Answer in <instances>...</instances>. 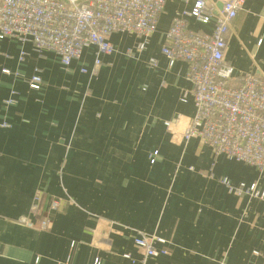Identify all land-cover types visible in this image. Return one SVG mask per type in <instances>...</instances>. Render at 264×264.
<instances>
[{
	"label": "crops",
	"instance_id": "0c3cea01",
	"mask_svg": "<svg viewBox=\"0 0 264 264\" xmlns=\"http://www.w3.org/2000/svg\"><path fill=\"white\" fill-rule=\"evenodd\" d=\"M196 2L167 0L146 40L112 35L116 52L96 75L93 47L64 69L50 51L0 41V264H141L139 235L166 242L156 248L168 254L147 264H264V200L220 182L264 189L259 171L175 135L194 115L192 85L187 64L171 66L162 48ZM185 20L194 32L215 26ZM225 57L235 75L264 77V0H245ZM35 70L39 90L28 83Z\"/></svg>",
	"mask_w": 264,
	"mask_h": 264
},
{
	"label": "built area",
	"instance_id": "2783aa9c",
	"mask_svg": "<svg viewBox=\"0 0 264 264\" xmlns=\"http://www.w3.org/2000/svg\"><path fill=\"white\" fill-rule=\"evenodd\" d=\"M166 3L167 0H0V41L10 38L22 45L30 44L38 54L50 51L64 69L81 60L84 51L93 47L96 52L91 73L96 75L102 65L101 56L116 52L110 41L112 35L127 33L150 38L158 32ZM244 3L245 0H197L191 11L173 20L165 33L162 54L171 66L178 61L187 64L186 78L192 85L188 94L194 115L183 131L175 135L183 142L199 139L217 156L225 155L256 168L264 179V77L235 75L225 57L231 23ZM186 17L203 25L214 21L212 33L191 31ZM26 56L22 51L20 61ZM150 64L156 67L157 61L152 59ZM82 72L88 73L85 69ZM3 73L11 71L4 69ZM28 83L33 90L41 89L39 70H35ZM13 102L14 98H9L6 104ZM182 102L187 103L188 99L184 97ZM165 125L171 127L170 122ZM220 182L239 197L264 200V189L258 183L234 186L227 178ZM39 201L37 197L34 212ZM60 205L55 200L52 209L58 210ZM41 226L46 228L48 222ZM165 243L156 236L139 235L135 245L143 253L141 264L167 255V250L156 248V244ZM93 264L103 261L97 257Z\"/></svg>",
	"mask_w": 264,
	"mask_h": 264
},
{
	"label": "water",
	"instance_id": "95a60500",
	"mask_svg": "<svg viewBox=\"0 0 264 264\" xmlns=\"http://www.w3.org/2000/svg\"><path fill=\"white\" fill-rule=\"evenodd\" d=\"M220 8H221V4H220ZM175 132H177V131H175Z\"/></svg>",
	"mask_w": 264,
	"mask_h": 264
}]
</instances>
